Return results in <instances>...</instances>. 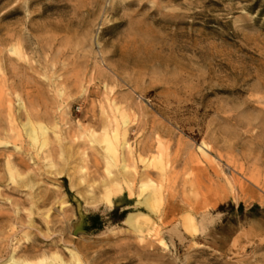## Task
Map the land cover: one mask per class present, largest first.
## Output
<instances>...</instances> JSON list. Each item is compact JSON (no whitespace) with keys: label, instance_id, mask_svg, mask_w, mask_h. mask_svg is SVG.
<instances>
[{"label":"rangeland","instance_id":"374dc122","mask_svg":"<svg viewBox=\"0 0 264 264\" xmlns=\"http://www.w3.org/2000/svg\"><path fill=\"white\" fill-rule=\"evenodd\" d=\"M72 254L264 264V0H0V264Z\"/></svg>","mask_w":264,"mask_h":264},{"label":"bare ground","instance_id":"6f19581e","mask_svg":"<svg viewBox=\"0 0 264 264\" xmlns=\"http://www.w3.org/2000/svg\"><path fill=\"white\" fill-rule=\"evenodd\" d=\"M21 48V47H20ZM116 119V118H115ZM125 119V118H124ZM123 120V119H122ZM123 123H125V122H123ZM121 124H122V122H121ZM32 127V126H31ZM34 127V126H33ZM40 128V127H39ZM33 128H31L30 130H29V134H30V137L33 139V140H35V136H34V129L32 130ZM42 129V128H41ZM40 130V129H39ZM41 131V130H40ZM118 131V130H117ZM120 131H123V130H120ZM120 131H118V133L120 134ZM125 131V130H124ZM114 132V131H113ZM45 134V133H44ZM112 134V133H111ZM119 134H116V135H114L113 137H110L109 135V137H105V141H106V144H107V155H109L113 160H114V158H115V160H116V157H117V148H119L118 146L117 147H115L114 146V142L113 141H116L117 140V135H118V137H119ZM122 134V133H121ZM107 135V134H106ZM113 135V134H112ZM111 135V136H112ZM43 136V135H42ZM121 136V135H120ZM95 137V136H94ZM124 137H126V135L124 136ZM37 138V137H36ZM45 138V137H44ZM123 138V137H122ZM122 138H120V139H122ZM124 140H125V138H123ZM122 139V140H123ZM42 141H44V140H42ZM126 141V140H125ZM125 141H121V144L123 143V142H125ZM44 143H45V141H44ZM43 144V143H42ZM105 144V145H106ZM118 144V143H117ZM45 145V144H44ZM119 145H120V143H119ZM125 145V144H124ZM41 146H43V145H41ZM127 146V145H126ZM201 146V145H200ZM202 147V146H201ZM123 148V147H122ZM126 149H128V147L126 148ZM199 149V148H198ZM205 150V149H204ZM103 151H105V150H103ZM119 151H120V148H119ZM118 151V152H119ZM122 152V151H121ZM124 152H129V151H124ZM106 153V152H105ZM126 153H122L123 155L122 156H124V155H126ZM120 154V153H119ZM108 156V157H109ZM130 156V155H129ZM121 157V156H120ZM124 158V157H123ZM158 158V157H157ZM208 158V157H207ZM206 158V159H207ZM118 159V158H117ZM128 159H130V157L129 158H127V160ZM201 159V158H200ZM150 160V159H149ZM155 160V159H154ZM158 160V159H157ZM157 160H156V162H157ZM161 160V159H160ZM159 160V161H160ZM208 160V159H207ZM112 161V160H111ZM118 161H121V158L118 160ZM124 161V160H123ZM129 161H131V159L129 160ZM146 161V160H145ZM114 162V164H115V162L117 163V161H113ZM141 162H142V160H141ZM150 162V161H149ZM120 163V162H119ZM122 163H124V162H122ZM122 163H121V165H122ZM129 164V163H128ZM156 164V163H155ZM118 165V164H117ZM120 165V166H121ZM131 165V164H130ZM130 165H128V166H130ZM146 165H147V163H146ZM120 166H119V168H120ZM125 166H127V164L125 165ZM125 166L124 165H122L121 166V168H122V170H125ZM127 166V168H129ZM149 167V166H148ZM126 168V169H127ZM147 168V167H146ZM152 168V166L150 167V169ZM157 168V167H156ZM132 169H133V167H132ZM149 169V170H150ZM121 170V171H122ZM161 170V172H162V169H160ZM164 170V169H163ZM166 170V169H165ZM132 171H134V170H132ZM145 171V170H144ZM167 171V170H166ZM146 172V171H145ZM151 172V171H150ZM164 172V171H163ZM221 172V171H220ZM120 173V172H119ZM124 173V172H123ZM147 173V172H146ZM152 173V172H151ZM165 173V172H164ZM163 173V174H164ZM223 173V172H222ZM143 174H145V173H143ZM122 175V174H121ZM127 175V174H126ZM151 175V174H150ZM161 175V174H160ZM168 175V174H167ZM135 176V175H134ZM175 176V175H174ZM228 176V175H227ZM146 177H148V176H146ZM124 178V177H123ZM145 178V177H144ZM166 179H167V177H166ZM125 180V179H124ZM147 180V179H146ZM132 181V183H133V180H131ZM137 181V180H136ZM164 181V180H163ZM162 181V183H164ZM167 181V180H166ZM197 181V180H196ZM126 182V181H125ZM144 182H146V181H144ZM149 182V181H148ZM169 182V181H168ZM241 182V181H240ZM150 183V182H149ZM162 183H159V184H162ZM227 183V182H226ZM120 184H121V182H120ZM128 184V183H127ZM134 184V183H133ZM133 184H131V186H127V185H125V187L127 186V188H126V190L129 192V195H131V189L133 190V188H131V187H134L133 186ZM152 184V183H151ZM158 184V185H159ZM165 184V183H164ZM232 184V183H231ZM239 184V183H238ZM135 185V184H134ZM240 185V184H239ZM117 187H116V193H117V196H121V194L123 195V189H122V187H120L119 185H116ZM229 186H230V184H229ZM161 185L160 186H156L155 188L153 187H151V185L150 184H148L147 182L145 183V184H143V183H141V185H140V187H139V190L138 191H140V192H138L139 194H138V198H141L139 201H137V205L138 206H141L144 210H145V212H147L148 214H150V215H156V213H158V210L160 209V207L162 206V196H161ZM227 187V186H226ZM232 187V186H231ZM235 187V186H234ZM238 187V186H237ZM245 187V186H244ZM259 188V187H258ZM125 189V188H124ZM165 188L163 187V189H162V192H163V190H164ZM126 192V191H125ZM145 192H147V194H145L144 196H143V194L145 193ZM230 192V191H229ZM127 193V192H126ZM112 194L110 193V192H108V193H106V196H105V201H106V203L107 204H112V200H111V196ZM127 196H128V194H127ZM132 197V196H131ZM130 197V198H131ZM137 198V199H138ZM95 199V198H94ZM94 199H92L93 201H95ZM129 199V198H128ZM97 200V199H96ZM96 204H97V202H96ZM96 204H94V205H96ZM109 208H110V206H109ZM141 216H143V217H146L147 215H144V214H140ZM147 219V218H146ZM153 221V220H152ZM191 221H192V219H191V217H189L188 215H187V220H186V225H185V229L187 230V231H195L194 230V225L192 226V223H191ZM125 224L129 227V228H131V229H138L139 230V227H140V225H141V222H140V220H139V215L138 214H136V215H131L129 218L127 217V220H126V222H125ZM144 224V223H143ZM156 224V223H155ZM149 225H150V223H149ZM145 226V225H144ZM157 226V225H156ZM182 226V225H181ZM146 227V226H145ZM183 227V226H182ZM147 228V227H146ZM138 230H136V232L138 231ZM143 230V229H142ZM140 231V230H139ZM147 231V230H146ZM152 231L153 232H156V229L155 228H153V227H150V232L152 233ZM135 232V233H136ZM143 232V231H142ZM147 233H149V232H147ZM157 233V232H156ZM195 233V232H194ZM145 235V234H144ZM152 235V234H151ZM155 236H156V234H154ZM147 236V235H146ZM153 236V235H152ZM141 237V236H140ZM149 237H150V235H149ZM146 238H148V237H146ZM141 239V238H140ZM160 244H162V243H160ZM10 249V248H9ZM14 250V249H13ZM16 250V249H15ZM71 252V251H70ZM12 253H14L13 251H12ZM72 253V252H71ZM11 254V253H10ZM73 255V254H72ZM50 256V255H49ZM11 257V256H10ZM9 257V258H10ZM53 257V256H52ZM54 257H55V255H54ZM72 258H73V260H75V262L77 263V264H80V262L78 261V259L75 257V255H73V256H71ZM79 257V256H78ZM12 259H10V260H8V261H11L10 262V264H32V263H30V262H27V261H21V259H20V262H18V261H16V260H13V257H11ZM41 258H42V256H41ZM50 258H51V256H50ZM44 259H46L47 260V258H44ZM44 259L42 260V261H40L38 264H43V262H45L44 261ZM48 259H49V257H48ZM54 259H56V258H54ZM71 260V259H70ZM80 260V259H79ZM8 261L6 262V263H8ZM58 261H59V259H58ZM37 262V261H36ZM55 262H56V260H55ZM5 263V262H4ZM35 263V262H34ZM74 263V262H73ZM82 263V262H81ZM9 264V263H8ZM45 264H53V262H52V260H47L46 261V263ZM59 264V263H58ZM61 264H65V263H61ZM69 264V263H68ZM72 264V263H71Z\"/></svg>","mask_w":264,"mask_h":264}]
</instances>
